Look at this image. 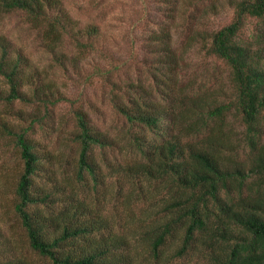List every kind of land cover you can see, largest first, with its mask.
<instances>
[{"label": "trees", "instance_id": "1", "mask_svg": "<svg viewBox=\"0 0 264 264\" xmlns=\"http://www.w3.org/2000/svg\"><path fill=\"white\" fill-rule=\"evenodd\" d=\"M233 7V21L210 34L207 52L229 67L234 99L217 102L201 92L183 94L174 84L160 88V80L151 89L128 84L122 90L125 103L114 92L111 98L117 113L140 131L130 134L123 148L116 139L94 129L82 109L74 112L79 182L92 181L96 189L101 166L94 151L121 149L130 153V159L118 164L117 170L104 163L107 167L152 182L157 193L164 187L165 193L159 194L153 207L154 217L147 226L142 221L147 228L142 238L116 232L125 226L93 215L90 202L74 197L71 189L66 198H62L66 191L58 190V199L36 191L34 177L40 158L27 136L32 124L12 133L22 161L14 211L33 252L50 264H171L191 259L204 264H264V144L260 145L264 30L259 28L246 40L240 36L246 18L264 21V0H238ZM61 9L57 0H0V14L23 13L32 26L44 29L50 38L46 47L54 56L63 36L83 46L77 33L65 26L66 14ZM87 34L96 35L97 28L89 27ZM167 37L159 38L160 52L168 59L163 64L174 67L170 71L175 77L177 60ZM28 66V58L20 51L14 55L8 39L0 35V77L7 86L5 93L0 91V101L55 104L37 87L31 94L25 91ZM233 110L246 127L251 164L247 170L239 163L233 166V154L236 157L239 148H233L226 130V117ZM213 123H217V132ZM131 210L132 204L127 202L120 213ZM135 240L141 244L137 252L132 250Z\"/></svg>", "mask_w": 264, "mask_h": 264}, {"label": "rangeland", "instance_id": "2", "mask_svg": "<svg viewBox=\"0 0 264 264\" xmlns=\"http://www.w3.org/2000/svg\"><path fill=\"white\" fill-rule=\"evenodd\" d=\"M57 1L61 12L66 14L65 26L77 33L82 48L63 36L54 56L46 47L50 38L43 33L44 29L32 26L23 13L0 14V35L8 39L14 55L20 51L29 60L25 91L31 94L37 87L55 102L45 107L41 102L16 101L10 105L0 101V264H50L30 249L14 211L22 161L12 133L32 124L27 136L40 158L34 177L36 191L50 193L58 199L61 196L58 190L66 191L62 197L66 198L71 189L74 197L90 202L93 215H100L102 220L111 223L117 220L125 226L116 232L128 238H142L147 222L154 217L153 207L161 198L159 194L165 193L164 187L157 193L150 181L115 173L118 164L130 159V153L121 149L94 151L101 166L96 189L92 181L79 182L76 178L78 128L74 112L82 109L94 129L116 139L123 148L130 134L140 131L117 113L111 98L114 92L125 103L126 95L122 90L128 84L151 89L155 80H160L163 82L160 88L166 87L164 84H169L168 87L174 84L173 87L183 94L201 92L217 102L235 97L234 87H230L229 67L209 54L207 47L210 34L233 21V3L238 0ZM89 27H96L97 34L88 35ZM259 28L264 30L263 20L246 18L240 36L243 40L249 39ZM164 34L168 35L171 52L177 60L175 77L170 71L174 67L163 64L168 60L160 52L159 38ZM174 78L176 84L172 82ZM6 90L0 77V91L5 93ZM216 124L212 125L215 132L218 131ZM261 128L260 145L264 144V124ZM226 130H229L227 135L233 148H239L238 155L234 157L233 154V166L239 163L247 170L251 164L245 143L246 127L234 110L226 117ZM207 135L208 131L204 136ZM104 163L114 168L111 176L112 170ZM127 202L132 204V210L120 213ZM142 221L146 223L145 228ZM133 248L137 252L141 244L135 240L132 242L134 252ZM204 263L191 259L171 264Z\"/></svg>", "mask_w": 264, "mask_h": 264}]
</instances>
